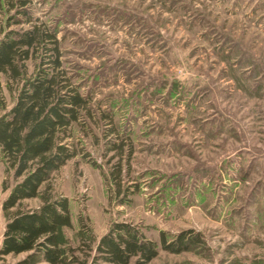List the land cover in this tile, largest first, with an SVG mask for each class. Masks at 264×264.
<instances>
[{
  "label": "rangeland",
  "instance_id": "374dc122",
  "mask_svg": "<svg viewBox=\"0 0 264 264\" xmlns=\"http://www.w3.org/2000/svg\"><path fill=\"white\" fill-rule=\"evenodd\" d=\"M29 6L58 30L65 66L94 112L83 129L74 127L82 152L51 176V192L68 197L72 211L60 242L91 260L96 253L86 244L125 221L158 243L147 264H264V0ZM13 12L0 0V39ZM35 63L28 61L29 72ZM2 84L10 104L15 94ZM112 126L133 148L126 195L109 180L119 158L109 146L121 141L108 134ZM0 181L14 182L1 157ZM8 192L0 191V246ZM185 230L201 242L181 252L162 248V234L172 242Z\"/></svg>",
  "mask_w": 264,
  "mask_h": 264
},
{
  "label": "trees",
  "instance_id": "16d2710c",
  "mask_svg": "<svg viewBox=\"0 0 264 264\" xmlns=\"http://www.w3.org/2000/svg\"><path fill=\"white\" fill-rule=\"evenodd\" d=\"M7 28L0 39V157L13 177V184L0 181V191L9 190L2 202L6 219L0 246V264H147L156 258L160 248L140 228L125 221L114 222L98 240L86 244L96 255L81 260L74 248L59 239L62 227H72L69 198L55 196L50 189L52 173L61 169L83 150L74 137V127L83 129L94 116L91 98L65 66L64 51L58 30L35 17L30 0H5ZM36 61L29 72L28 61ZM5 84L14 92L8 104ZM109 123L113 115L106 114ZM112 126L110 150L119 158L111 164L109 180L117 195L128 193L123 186L125 165L133 148L130 140ZM110 160L108 163H111ZM125 192H124V191ZM40 198L35 207L24 202ZM125 202V198L122 200ZM162 248L181 252L199 244L198 233L185 230L175 241L161 235ZM95 244L93 247L92 244ZM80 247V246H79ZM81 248V247H80ZM23 255L10 262L5 257Z\"/></svg>",
  "mask_w": 264,
  "mask_h": 264
}]
</instances>
